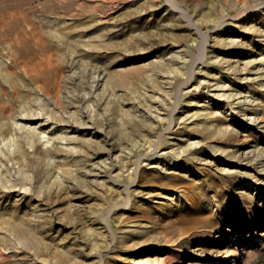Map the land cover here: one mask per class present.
Here are the masks:
<instances>
[{
  "label": "bare ground",
  "instance_id": "6f19581e",
  "mask_svg": "<svg viewBox=\"0 0 264 264\" xmlns=\"http://www.w3.org/2000/svg\"><path fill=\"white\" fill-rule=\"evenodd\" d=\"M107 1L117 0H81L90 5L93 16L96 15L92 21L98 22V26L91 31V37L97 38L95 43H92L94 39L90 36L83 42L75 39L74 35H68V31L78 26L72 22L64 21L57 28L45 29V32L50 37L49 43L56 39V45L60 47L65 42L66 48H58L57 51L63 58L65 51L71 53L70 63L64 66L69 70L73 69L74 62L93 60L90 49L107 46L114 37L112 34L117 30L116 26L122 32V39L129 42L128 48H132L116 60L141 56L143 59L148 53L156 54L151 63L133 65L120 72H114L106 65L96 66L89 90L77 100L83 104L89 99L90 91L100 85L103 88L109 86L112 90L118 85L126 87L127 90L116 93L121 97L127 96L124 99L128 100L121 104L117 98V121L123 126H138L140 135L144 133L141 131H146L143 135H150L144 138L148 143L144 148L146 151L138 150L135 155L125 154L115 159L112 157L109 163H104L108 170L103 177L97 176L99 171H93V167L85 168V157L90 156L75 144L77 141L91 143L94 132L82 119V106L74 105L73 93H70L74 82L71 73L66 74L64 67L54 64L53 52L45 48L48 44L45 38L37 35V30L30 28V31L26 27L25 31H15L13 40L7 41L8 45L0 46V78L11 89V97L4 98V103L0 104V239L13 247L32 250L50 264H89L83 259L73 258L68 248L56 246V252L50 251L49 243L34 229V225L26 222L33 214L40 216L36 214L39 209L37 205L29 200L31 196L27 198L28 192L33 187L40 189L50 183L48 190L53 189L57 193L62 188L66 194L71 191V195L80 203L83 197L93 199L101 191L112 202L107 212L102 213L105 224L93 226L92 229L97 234L102 231L99 228L108 229L114 238L116 228L111 226V214L117 209L123 216L126 210L132 211L141 205L144 202L142 191L145 189L141 184L149 180L148 177L153 181L168 177L161 181L162 186L155 196L147 198L145 202L156 208L179 211L177 224H167L169 232L179 238L193 224L207 223V217L202 216L203 211L212 212L218 219L223 218L220 199L215 195L207 196L209 187L217 183V177L212 173L215 172L223 176V184L227 189L234 190L253 208L262 210L256 211L255 218L249 217V213L241 215L229 221L228 227L213 226L221 237L217 236L215 244L218 246H212L214 257L210 264H216L220 258L221 264H243L257 254L264 239V232H258L264 225V0L207 1L200 25L191 20L179 0H166L161 4L154 3V0H141L137 5V1H132L122 6L124 12L120 15L124 20L118 22L101 14L102 5ZM204 22L214 24L212 34L201 29ZM229 22L233 24L232 27H228ZM233 31L247 34L246 39L240 41L237 38L236 41L231 38L230 33ZM31 38L37 44L39 53L30 56L14 50L13 44L24 45ZM146 45H149V50ZM75 54L79 58L74 61L72 55ZM230 55L235 59L231 60ZM58 59L64 62L60 57ZM16 65L18 71L13 70ZM240 74L243 76L239 77ZM233 80H242L243 85L253 84L255 92L234 86ZM202 84L206 87L202 106L204 113H208L209 105H214L222 119L229 121L232 117L225 126L220 123L209 129L205 125L206 134L209 137L222 135L224 128L232 134L239 128L250 135L248 139L230 145L225 141L212 143L202 135L174 141L165 136V131L180 124L175 117L179 102L186 99L191 88H200ZM211 88H218L219 91ZM2 91L0 88V101L4 95ZM26 94L31 99H25ZM235 95L242 97L238 99V105L245 104L240 108L242 117L235 110ZM172 98V108L160 115L159 105L162 109L165 103L171 104L169 99ZM137 102L146 106L145 115L138 112ZM86 116L91 117L89 114ZM163 120L168 121L167 124L159 134L153 136V131ZM216 151L218 154L213 155ZM184 152L189 153L187 159L182 158ZM59 153L65 159L57 162ZM220 155L235 161L236 167L228 169L219 164L224 160ZM55 162L65 166V169L58 167L61 176L51 175L46 180L44 174ZM114 169L117 171L112 174ZM70 172L78 184H73L68 178ZM195 184L199 185L198 194L191 197V192H195ZM136 221L137 229H144V233L157 228L158 222L149 218ZM201 221L204 223L201 224ZM247 229V234L239 233ZM160 235L155 233L152 236L151 247L156 252L164 249L169 239L166 235L164 238ZM214 236L211 234L205 244L213 243L211 240L216 238ZM193 244L195 246L189 249V256L196 260L204 258L200 242ZM219 245L224 247L223 251H220ZM172 249L168 247L164 252H159L164 255L154 264L167 263L173 256L170 252ZM99 261L103 264L102 256Z\"/></svg>",
  "mask_w": 264,
  "mask_h": 264
},
{
  "label": "rangeland",
  "instance_id": "374dc122",
  "mask_svg": "<svg viewBox=\"0 0 264 264\" xmlns=\"http://www.w3.org/2000/svg\"><path fill=\"white\" fill-rule=\"evenodd\" d=\"M132 1H137L136 5L141 2V0H117L104 2L102 5L101 14L107 19L114 18L116 20L115 22L123 21L124 18H121L120 15L124 12L122 10V6H125L127 3H130ZM165 1L166 0H154V3L161 4L165 3ZM207 1L210 0H179V4L184 8V10L188 12L187 14L189 17H191V20L194 23L200 25V22L204 18L203 11L205 9V2ZM90 7V5L85 2H81V0H0V34L2 33L0 36V46H3L13 40L15 31H19V29L25 31L26 27L27 30L33 28L37 30V35L39 34L42 39L45 38L46 44H48L45 46V48L50 49L53 52L54 64L56 63L63 68L67 65V63H70L69 61L71 58V53L65 51L66 53H63L64 58L61 57L60 51H57V49H65V42L61 43L60 47L56 45V39L52 40L51 43H49L48 38L50 37L48 33L45 32V29L57 28L64 21L72 22L73 24H78V26L74 28L75 30L72 29L68 31V35L72 37L74 35L75 39H79L83 42H85L90 36L89 38H92V40L94 39L92 43H95L97 38L91 37V31L98 26V22L96 23L95 21L94 23V21H92L94 20L93 18L96 15L93 16V10L92 7ZM9 15L13 16L10 17ZM29 20L30 22H28ZM51 21L53 22V24ZM185 23H187V21ZM232 25V23H228V27H232ZM213 27V23L208 24L204 22L203 24H201V29L203 31H207L209 34H212ZM115 28L117 30L112 34V36L114 35V37L111 39L112 41L115 39L113 42H109L107 46L105 45V47L100 49L94 48L95 51L93 49H90L92 50L93 60H88V58H86L85 60H88V62L85 61L83 63H80L76 61L77 63H75L74 61L79 58V55H76V53L75 55H72V58L74 60L71 61L74 62V64L72 63L73 69L69 70L64 67V72H66V74L71 73L70 75L72 76V79L74 81L71 84L72 87L70 92L71 94L73 93L72 98L74 100V105L82 106V119L86 121L91 131L94 132L93 136L91 137V143L77 141L76 144H74L78 145L79 148L83 150L84 154L90 156L85 157V168L93 167V171H99V174L97 175L99 177L107 175L108 169L104 163H109L112 157V159H115V157L123 156L125 154L135 155L136 151L138 150L146 151V149L144 148H146L148 143L144 140V138L150 136L148 134L143 135L146 131H141L144 133L140 135V133L138 132V126H135L133 124H130L129 127L128 125L123 126L117 121V98L118 100H121V104L128 101L125 100L127 99V96L121 97L118 95L122 89L127 90V88L124 86L118 85L116 88H114V91L109 86L103 88L100 85L99 87L94 88L92 91H90L89 99L83 104L77 101L78 98L83 96L85 92L89 90V84L94 79V75L96 73L94 72L96 66L106 65L108 66V69H111L114 72H120L125 68L132 67L133 65L142 66L143 64L151 63L155 59L156 54H153L151 52L145 55L143 59H141V56L140 58L116 60L123 57L124 53L127 54L132 48H128L129 42L122 39V32L118 30V26H116ZM230 36L231 38L235 39L240 38V41H243L244 39H246L247 34L233 31L230 33ZM241 37L243 38L241 39ZM141 40L145 41L144 38H141ZM236 41H238V39ZM3 42L4 44H2ZM36 45L37 44L31 38L28 43L25 42L24 45L20 46L13 44V47L14 50L18 53L20 52L24 55L28 53L30 56H32L39 53V48L37 49ZM145 47L147 50L150 49L148 48L149 45H146ZM140 52L141 51H137L136 53ZM58 57H60L62 61L64 60V62H60ZM97 58L99 60H97ZM230 59L234 60L235 57L231 56ZM17 67L18 66L16 65L13 70L18 71ZM73 76L75 77L73 78ZM242 76L243 75L240 74L239 77ZM232 82L234 83V86L238 88H248L251 92H255V87L251 83H249L248 85H243L244 81L242 80L240 82L233 80ZM0 88L3 90L2 94H4L2 97L3 101H0L2 102L0 103L2 105L7 97H11V95H9L11 94V89L7 85L3 84V80L1 78ZM211 89H214V91L216 92L219 91L218 88ZM190 90L191 91H189V93L186 95V99L179 102L178 110L177 112H175V117L177 118V121L180 122V124H175L172 130L165 131V136L170 138V140H186L187 137L193 139L198 138L197 136L202 135L206 138V140L212 141V143H214L215 141H225L227 142V144L231 145L237 144L238 142L244 141L250 137V135H248L246 132H243L239 128L232 134L224 128L223 131H221L222 135L209 137L208 134H206L205 125L209 129H213V126L215 124L218 125L220 123L225 126L229 121H231L232 117L230 116V120L228 119L229 121H225L224 119H222V116L217 111H215L216 106L214 105H209L210 108L208 110V113H204L202 106L204 104V94L206 92L205 84H202L200 88H191ZM164 94L167 93L164 92ZM25 96V99H31V96H29L28 94H26ZM197 97H199V99L198 101H195ZM189 98L192 99L188 101ZM241 98L242 97L240 95H235L233 97V101H236L234 104L235 110H238V114L240 116L242 115L240 108L245 106V104L243 103L241 106L238 105L237 101ZM169 101L171 104L165 103L162 109L159 105L160 110H158V112L160 115H164L165 111L167 112L172 108L171 106L173 98L169 99ZM88 104L91 105L89 106ZM136 107L138 112L143 115H145V113L147 112L146 106L143 104H139L137 102ZM87 114L91 115V117H87ZM148 119L152 120L151 118ZM73 121L78 123L76 119H74ZM167 122L168 121L163 120L162 123H160L158 127L155 128V131H153V136L159 134L162 128L165 127ZM174 130H176V133H173ZM138 144L142 146H139ZM109 152H111L110 158L108 157ZM216 153L218 154V152L216 151L213 155H216ZM181 155L183 159H187L189 153L184 152ZM193 155V157H195V154ZM220 157L224 158V160L219 162V164H221L222 166L228 167V169H233L236 167V162L232 159L226 158V156L223 155H220ZM63 159H65V157L62 153H59L56 157L57 162L63 161ZM58 165L59 163L57 164L55 162L50 166V171L48 170V172L51 173L47 172L46 174H44L46 176V180L51 175L58 174V167L62 170L65 169V166ZM198 165L202 167L201 164ZM116 171L117 169H114L112 174H115ZM72 172H70L67 176L73 184H78L74 180ZM126 172L127 171H125V173ZM212 173L215 177H217V183L212 184L209 187L207 196L215 195L216 197H218V199H220V203L223 205V218L218 219L217 216L212 212L203 211L202 216L207 217V223L205 225L197 224L196 226L193 224V226L190 227L186 232H183L179 238H176V235H172L167 227V224L170 223L173 224V226L177 224L179 211L156 208L154 206H151V203L146 204L147 202H145L147 198L149 199L152 196H155L156 192L159 191L162 186L161 181L167 180L168 177H160V179L157 181H153V179H150V177H148L149 180H146L141 184L142 187L145 188L142 191V200L144 202L141 205H139L138 207L136 206V208L132 211L126 210L123 216L120 214L119 210H114V212L111 214V226L113 228H116V235L114 238L111 237L110 233L107 231L108 229L99 228V230H102L99 234H97L96 230L92 229L93 226H101V224H105L102 213L104 214L105 212H107L108 206L112 202L101 191L96 195L95 198L88 199L86 197H83L80 203H78V200H76L77 198H75L74 195H71V191L66 194L65 192H63L62 188L57 193L53 189L48 190L47 188L50 183H46L40 189L33 187L28 192L27 198L31 196L29 200L33 201L37 205L39 209L38 211H36V214L39 213L40 216L36 217L33 214L31 218H27L26 222L34 225V229L39 231L45 241L49 243L48 246L50 248V251H53V253L56 252V246L68 248L73 258L83 259L86 262H89V264H100L99 260L101 256L103 264H154L156 262H159V259L164 255H161L159 252H164L168 247L173 248L172 250H170L171 256H173L167 263L163 264H188L189 262H191V264H210L211 262H213L212 258L214 257L211 251V249L213 248L212 246H218L217 244H215L217 243L216 240H218L217 236L219 235L218 237H221V235L216 232V229H214L213 226H220V228L228 227L229 221L235 220L241 215L249 213V217L255 218L256 211H262L261 209H259V207L253 208L251 203L245 201L244 198L237 195L234 190L227 189L223 184V176L218 175L215 172ZM58 175L61 176L60 173ZM63 182L64 181H61L62 184H64ZM194 189L195 192H191V197H195V195L198 194L196 191H198L199 185L195 184ZM76 202V205H72ZM148 218L150 220L158 222L156 230L149 233H144V229H137L138 224L136 220ZM200 223L202 224L204 223V221H201ZM161 229L162 231H160ZM228 232L229 231H226L225 233ZM245 232L247 234V232H249L248 229L239 231L240 234ZM258 232H264L263 224ZM155 233H157L158 235L161 234L160 236H162L163 238L165 237V235L169 238L167 240L168 243L166 247L159 252H156L155 249L153 250V248L151 247V244L153 243L152 236ZM211 234H214L216 236L215 239L211 240L214 242L205 244L207 243V238ZM95 236L97 237L95 238ZM95 240L97 241L94 242ZM194 241L200 242V245L202 246L201 252L205 255L204 258L200 260H196L195 258L193 259L191 258V256H189V249L195 246V244H193L195 243ZM262 243L263 244L257 254L251 256L243 264H264V239L262 240ZM219 246L220 251H223L224 247H222L221 245ZM0 257L2 259L0 261V264H50L49 261L42 259L32 250H22L19 247H13L9 245L8 242L1 239ZM221 262L222 259L220 258L218 259V262L216 264H221Z\"/></svg>",
  "mask_w": 264,
  "mask_h": 264
}]
</instances>
